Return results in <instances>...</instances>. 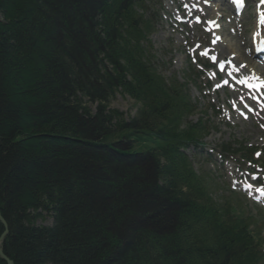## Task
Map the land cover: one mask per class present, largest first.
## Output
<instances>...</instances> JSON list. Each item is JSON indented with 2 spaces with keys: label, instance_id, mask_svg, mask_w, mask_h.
Segmentation results:
<instances>
[{
  "label": "trees",
  "instance_id": "obj_1",
  "mask_svg": "<svg viewBox=\"0 0 264 264\" xmlns=\"http://www.w3.org/2000/svg\"><path fill=\"white\" fill-rule=\"evenodd\" d=\"M149 1L0 0L1 248L12 264H264L255 222L231 192L213 200L185 154L210 127L187 120V86L154 66ZM116 95L136 103L133 117L110 108Z\"/></svg>",
  "mask_w": 264,
  "mask_h": 264
},
{
  "label": "rangeland",
  "instance_id": "obj_2",
  "mask_svg": "<svg viewBox=\"0 0 264 264\" xmlns=\"http://www.w3.org/2000/svg\"><path fill=\"white\" fill-rule=\"evenodd\" d=\"M154 1L153 6L159 12V17L155 31L149 39L158 71L166 79L176 77L179 81L186 83L188 82V75L193 76V78L194 74L199 75L198 85L202 89L205 88L203 92L199 93L194 87H189L190 96L197 103V111L190 117V120L196 122L200 118L205 120L209 117L213 128L202 142L203 152L207 154L217 145L231 142L241 143L244 148H255L258 151H264V125L258 120L257 115L245 121H240V118L237 117L235 111L229 105V103L235 101V94H238V92H234L229 88L230 85L224 87L226 90L222 91L224 81L222 75H217L215 79V69L210 70L209 68L204 72V76H201L199 74L203 71L201 65L190 61V59L195 60V56L199 57L198 53L207 50H210L207 57L215 55L217 61L230 57L239 67L244 64L242 60L248 61V52H250L248 36L253 30L257 3L248 0V8L243 16L237 19L229 12L228 5L224 0H216L214 5L218 14L216 15L217 11L210 8L213 5L204 8L201 13L197 14L201 19V23L195 25L191 24L190 19L185 24L179 23L187 20L185 16L183 18L182 16L179 17V14L184 12L187 16L189 12L187 9H181L183 4L180 3V0ZM198 1L200 4H204L203 0H187L186 3L188 7L190 5L197 6ZM259 2L261 3V0ZM210 20H214L217 24L215 28L222 31L220 34L224 44L220 47L215 45V48H212L209 45V39L212 37H208L209 35L203 32L206 22ZM186 52H188L190 59L187 58ZM190 53H193L191 57ZM200 58H203L201 59L202 62L207 60L205 57ZM211 106L214 107V111L215 109L219 111V115L217 116L213 111L207 110V115L204 117L203 111L206 107ZM110 108L118 109L132 116L136 105L128 98L117 96L110 103ZM260 114L262 118L263 112H260ZM205 154L202 153L203 156L200 157L192 153L190 158L195 172L204 174L212 199L220 202L223 197L227 196V190L235 188V192L242 194V196L238 194V200L244 206V212L253 216L254 221L257 223V229L261 231L262 237H264V211L253 203V188L249 189V184H247V182L252 181V176L250 173L240 171V168L248 170L246 165L229 162L220 165L217 156L206 162ZM258 156L261 165L251 173L264 175V158ZM245 188H248V190L245 191ZM37 224L49 226L51 219L44 215L38 220Z\"/></svg>",
  "mask_w": 264,
  "mask_h": 264
},
{
  "label": "water",
  "instance_id": "obj_3",
  "mask_svg": "<svg viewBox=\"0 0 264 264\" xmlns=\"http://www.w3.org/2000/svg\"><path fill=\"white\" fill-rule=\"evenodd\" d=\"M0 223L4 226V232H3V234H2L1 237H0V258H1V260H3L6 264H12V262L9 261V260L4 256V254H3V252H2V249H1V244L3 243V239H4V237L7 235V230H6L5 222H4V220L1 218V216H0Z\"/></svg>",
  "mask_w": 264,
  "mask_h": 264
},
{
  "label": "snow or ice",
  "instance_id": "obj_4",
  "mask_svg": "<svg viewBox=\"0 0 264 264\" xmlns=\"http://www.w3.org/2000/svg\"><path fill=\"white\" fill-rule=\"evenodd\" d=\"M232 2H233L234 4H236V5H240V4H241V0H232ZM261 3L264 4V0H261ZM262 22H264V21H262ZM253 78H255V77H253ZM243 82H244V81H242V83H243ZM253 99H255V98L253 97ZM245 107H248V106L245 105ZM248 110L251 111L252 109L249 108ZM245 118H247V117H245ZM257 155H259V154H257ZM252 179L255 180L256 177H253ZM248 187H249V189H250V188H251V185H249ZM257 191H258L262 196H264V189L258 188Z\"/></svg>",
  "mask_w": 264,
  "mask_h": 264
},
{
  "label": "bare ground",
  "instance_id": "obj_5",
  "mask_svg": "<svg viewBox=\"0 0 264 264\" xmlns=\"http://www.w3.org/2000/svg\"><path fill=\"white\" fill-rule=\"evenodd\" d=\"M224 43L222 42V40L217 44L218 46H222ZM231 53H232V51H230ZM241 58V57H240ZM242 61H244V60H242ZM247 62V61H246ZM246 66V65H245ZM260 122L261 123H264V119L262 120V119H260ZM9 260V259H8Z\"/></svg>",
  "mask_w": 264,
  "mask_h": 264
}]
</instances>
